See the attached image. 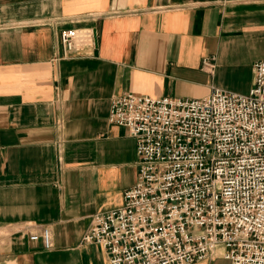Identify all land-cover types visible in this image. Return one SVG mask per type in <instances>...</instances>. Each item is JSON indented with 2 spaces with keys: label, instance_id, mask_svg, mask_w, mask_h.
<instances>
[{
  "label": "crops",
  "instance_id": "0c3cea01",
  "mask_svg": "<svg viewBox=\"0 0 264 264\" xmlns=\"http://www.w3.org/2000/svg\"><path fill=\"white\" fill-rule=\"evenodd\" d=\"M72 27L95 31L91 54L64 55ZM261 59L264 0H0V264H109L80 240L136 180V141L109 122L112 98L247 93ZM42 227L50 250L29 239Z\"/></svg>",
  "mask_w": 264,
  "mask_h": 264
},
{
  "label": "built area",
  "instance_id": "2783aa9c",
  "mask_svg": "<svg viewBox=\"0 0 264 264\" xmlns=\"http://www.w3.org/2000/svg\"><path fill=\"white\" fill-rule=\"evenodd\" d=\"M65 56L91 54L92 28L60 31ZM214 67V57L202 59ZM247 93L212 88L203 97L126 92L108 120L135 138L137 175L122 203L95 212L80 243L109 264H186L212 255L264 264V59ZM29 239L54 247L42 227Z\"/></svg>",
  "mask_w": 264,
  "mask_h": 264
}]
</instances>
